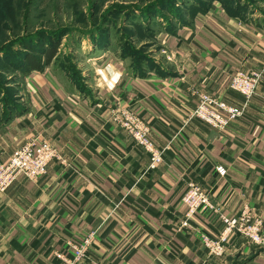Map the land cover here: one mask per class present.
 Here are the masks:
<instances>
[{
  "label": "crops",
  "instance_id": "0c3cea01",
  "mask_svg": "<svg viewBox=\"0 0 264 264\" xmlns=\"http://www.w3.org/2000/svg\"><path fill=\"white\" fill-rule=\"evenodd\" d=\"M172 32L161 34L168 58L160 67L133 71L106 47L81 64L80 87L72 73L45 64L47 49L40 68L25 58L23 98L13 109L0 104V162L35 137L57 144L67 164L53 161L38 181L22 177L0 191V264H64L57 252L71 255L91 232L81 264H264V248L239 235L225 258L211 257L201 234L217 236L224 225L208 209L181 227L192 180L226 215L248 203L264 220V72L245 115L225 129L188 118L197 93L244 103L229 82L239 69L264 71V0H212ZM114 104L149 122L166 149L155 168L111 119Z\"/></svg>",
  "mask_w": 264,
  "mask_h": 264
},
{
  "label": "rangeland",
  "instance_id": "374dc122",
  "mask_svg": "<svg viewBox=\"0 0 264 264\" xmlns=\"http://www.w3.org/2000/svg\"><path fill=\"white\" fill-rule=\"evenodd\" d=\"M234 2L257 6L259 0ZM210 3L212 0H0V104L5 109L19 105L24 95V60L32 50L53 48L52 64L72 73L79 87L84 83L83 61L106 47L127 57L133 71L160 67L168 58L161 34L173 33Z\"/></svg>",
  "mask_w": 264,
  "mask_h": 264
},
{
  "label": "built area",
  "instance_id": "2783aa9c",
  "mask_svg": "<svg viewBox=\"0 0 264 264\" xmlns=\"http://www.w3.org/2000/svg\"><path fill=\"white\" fill-rule=\"evenodd\" d=\"M263 72L239 69L231 76L229 87L244 96L242 105H232L210 94L197 93L198 104L189 113L188 118H198L219 130L225 129L231 120L245 115L246 107L257 94ZM110 115L117 125L151 155V168H155L163 160L166 149H161L153 141L149 122L133 109L119 108L117 104L110 108ZM53 161L67 164L57 144L46 140L38 142L35 137L29 139L13 152L7 163L0 162V191L5 192L22 177L32 182L38 181L47 174L48 166ZM217 170L222 176L228 172L224 167H218ZM182 206L183 228L191 225L201 209H208L217 214L222 221L224 227L217 236L201 234L202 242L211 257L225 258L231 239L238 235L243 236L250 245L264 248V220L248 203L243 205L238 214L226 215L222 208L212 201L208 192L192 180L182 196ZM94 238L95 233L91 232L73 244L74 251L71 255L60 251L56 254L57 258L64 264H81Z\"/></svg>",
  "mask_w": 264,
  "mask_h": 264
},
{
  "label": "trees",
  "instance_id": "16d2710c",
  "mask_svg": "<svg viewBox=\"0 0 264 264\" xmlns=\"http://www.w3.org/2000/svg\"><path fill=\"white\" fill-rule=\"evenodd\" d=\"M25 49L28 50V47H25ZM44 51V48H41L37 51L32 50L31 53L29 52V56L27 55L28 59L26 61L27 64H29V66L31 65V67L34 68H40L41 67V61L38 58V53ZM37 53V54H35ZM55 56V50L53 48H47V59L45 61V64H50L53 57ZM25 62V60H24ZM25 67V66H24Z\"/></svg>",
  "mask_w": 264,
  "mask_h": 264
}]
</instances>
